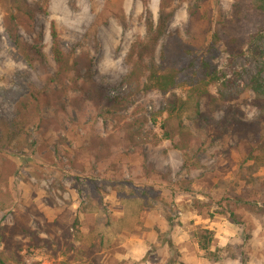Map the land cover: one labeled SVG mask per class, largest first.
I'll use <instances>...</instances> for the list:
<instances>
[{
	"label": "rangeland",
	"instance_id": "obj_1",
	"mask_svg": "<svg viewBox=\"0 0 264 264\" xmlns=\"http://www.w3.org/2000/svg\"><path fill=\"white\" fill-rule=\"evenodd\" d=\"M25 1L39 10L33 30H19L20 40L43 55L31 65L7 37L0 10V235L8 238V228L19 224L27 231L17 230L8 249L0 240L4 264H91L98 255L87 251L89 227L97 213L113 222L121 218V190L144 191L150 209L140 211L143 229L115 237L108 231L111 243L99 264H165L169 244L183 264H264V217L233 209L245 223L242 231L227 220L231 207H226L234 203L233 195L252 190L250 204L256 202L264 209V190L259 185L246 186L238 176H246L239 163L258 142L239 139L228 124L234 118L252 121L259 114L252 80L264 82V34L253 47L243 48L232 58L221 52L215 61L239 95L213 113L206 99L200 100L199 113L212 119L210 125L189 107V89L179 87L166 95L140 92L121 111L95 107L89 101L73 107L70 100L78 93L71 91L63 99V112L33 109L16 126V103L29 87L42 88L46 76L54 72L52 30L62 53L71 58L88 55L93 80L109 97H122L127 89L118 84L128 71L126 53L135 39L144 36L146 20L156 24L160 3ZM207 1L224 14L230 9L229 0ZM191 2L172 0L167 32L184 37ZM158 54L159 47L156 60ZM77 79L74 72H68L66 86L72 87ZM165 123L173 134L171 141L162 138L160 126ZM128 125H133L132 130H127ZM129 134L133 143L126 138ZM252 176L263 177L264 169ZM169 186L189 192L171 195ZM194 199L207 204L200 214L194 209ZM205 218L211 221H201ZM196 226L213 232L209 249L218 254V262L199 250L192 235Z\"/></svg>",
	"mask_w": 264,
	"mask_h": 264
},
{
	"label": "trees",
	"instance_id": "obj_2",
	"mask_svg": "<svg viewBox=\"0 0 264 264\" xmlns=\"http://www.w3.org/2000/svg\"><path fill=\"white\" fill-rule=\"evenodd\" d=\"M229 1L230 9L224 14L217 10L218 8L214 10L213 6H209L207 0H192L187 8L186 32L184 37L180 38L177 33L167 32L172 0H160L156 24L149 19L146 20L144 36L133 41L124 58L128 71L118 84L119 87L124 86L127 89L122 97H109L103 86L93 80L92 59L88 55L81 54L79 57L71 58L62 53L56 43L55 32L52 30L54 72L46 76L42 88L29 87L27 94L16 103L14 112L17 120L14 124L21 125L22 115L33 109L63 112L66 106L63 99L68 98L71 91L78 93L70 100V105L73 107H79L82 103L89 101L95 107L105 105L121 111L128 105L130 97L140 92L158 91L166 95L174 89L186 87L189 89L188 104L193 109L194 115L210 125L212 119L203 117L199 113L200 100L206 99V106L209 112L213 113L219 107L236 100L239 95L231 90L230 81L226 79L227 72L219 71L214 64L215 61L221 52L232 58L240 54L243 48L253 47L264 34V0ZM0 10L3 29L20 56L30 65L34 60L39 59L36 57H43L40 52L34 50L33 46L22 42L19 36L20 29L27 33L33 30L35 16L39 10L30 7L25 0H0ZM163 37L165 40L160 43ZM158 47L159 54L156 60L155 53ZM68 72H74L78 78L72 87L65 84V76ZM142 79L144 82H141ZM252 83L253 90L258 96L255 101V107L259 109L258 116L252 121L234 118L228 124L232 127V133L248 144L257 140L256 148L239 163L240 172H245L246 176L240 174L238 176L243 179L246 186L259 185L260 190H264V176L256 178L252 176L261 168L264 169V82L255 78ZM212 89L214 94L210 93ZM115 110L110 111L111 114H114ZM132 126L128 125L127 130H132ZM160 129L163 131L164 140L173 139V134L168 132L166 123L160 126ZM135 135L139 136L138 130ZM126 138L129 143H133V136L129 134ZM94 142L102 144L99 138H94ZM185 165L184 162L183 168ZM168 190L171 195L177 191L189 192L188 189L175 190L172 186H169ZM251 191L246 190L242 196L233 195L234 203L226 204V207H231L227 220L242 231L245 230V223L235 216L234 210L242 209L251 216L264 217V209L258 208L256 202L250 204ZM142 193L139 194L134 190L119 192L122 216L117 222H113L109 216L104 217L97 213L93 225L89 227L91 238L87 242L89 255L94 253L98 255L91 259V264H99L102 253L110 246L111 238L106 236L110 229L111 237L143 229L139 221L140 211L143 207L150 209V205L144 196L145 192ZM202 197L207 201L211 200L206 195ZM192 204L199 214L201 209L207 207V204L197 199H194ZM17 230L19 233H27L26 229L19 224L17 227L8 228L10 234L8 238L0 235V240L7 245V249L13 245L11 241L13 236L17 235ZM192 235L197 240L199 250L205 258L218 262L220 259L217 256L218 251L215 255L209 249L213 232L196 226ZM16 245L19 244L16 243ZM168 247L170 256L165 264H183L177 259L178 254L173 246L169 244ZM4 263L0 253V264Z\"/></svg>",
	"mask_w": 264,
	"mask_h": 264
},
{
	"label": "crops",
	"instance_id": "obj_3",
	"mask_svg": "<svg viewBox=\"0 0 264 264\" xmlns=\"http://www.w3.org/2000/svg\"><path fill=\"white\" fill-rule=\"evenodd\" d=\"M197 218H198V217H197ZM201 221L209 222V221H211V220H210V219H208V218H207V219L205 218V219H201ZM197 225H198V224H197ZM209 229H211V230H212L211 226H210V228H209ZM229 239H231V237H230Z\"/></svg>",
	"mask_w": 264,
	"mask_h": 264
}]
</instances>
